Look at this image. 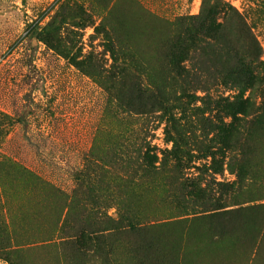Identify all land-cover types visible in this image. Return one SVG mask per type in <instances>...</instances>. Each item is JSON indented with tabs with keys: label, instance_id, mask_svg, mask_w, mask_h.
Segmentation results:
<instances>
[{
	"label": "rangeland",
	"instance_id": "obj_1",
	"mask_svg": "<svg viewBox=\"0 0 264 264\" xmlns=\"http://www.w3.org/2000/svg\"><path fill=\"white\" fill-rule=\"evenodd\" d=\"M201 8L202 0H0V113L18 120L0 138V264H264V133L254 154L194 153L180 177L201 191H187L167 174L171 156L161 153L172 151L173 129L156 113L146 126L164 173L153 187L124 191L125 215L97 200L100 184L76 182L103 142L107 95L97 77L117 76L126 58L159 65L170 23ZM255 34L264 60V27ZM196 54L176 57L192 67Z\"/></svg>",
	"mask_w": 264,
	"mask_h": 264
},
{
	"label": "trees",
	"instance_id": "obj_2",
	"mask_svg": "<svg viewBox=\"0 0 264 264\" xmlns=\"http://www.w3.org/2000/svg\"><path fill=\"white\" fill-rule=\"evenodd\" d=\"M250 2L253 7L240 12L222 0H202L198 16L179 18L182 25L170 23L159 65L126 58L117 76L97 77L107 95L99 131L103 142L97 154L85 157L77 185L92 191L100 184L101 196L96 199L109 204L107 208L114 204L121 212L124 191L135 195L143 185L157 184L151 178L160 177L165 165L148 141L146 126L156 113L164 114L173 129V149L161 153L171 156L167 174L173 186L186 185L187 191L194 190L180 171L195 159L194 153L210 157L224 150L244 156L260 150L254 141L264 133V60L255 29L264 27V0ZM189 49L197 53L192 67L183 66L187 60L176 57ZM198 75L209 79L204 82ZM199 90L201 97L196 94ZM17 122L0 113V138L4 127ZM23 170L40 187L58 191ZM92 170L98 172L96 183L90 177ZM120 214L125 215V209Z\"/></svg>",
	"mask_w": 264,
	"mask_h": 264
}]
</instances>
